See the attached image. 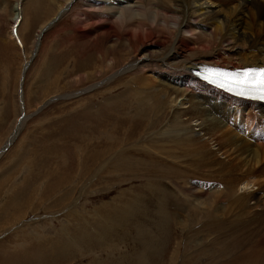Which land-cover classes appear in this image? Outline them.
I'll list each match as a JSON object with an SVG mask.
<instances>
[{
    "label": "bare ground",
    "instance_id": "obj_1",
    "mask_svg": "<svg viewBox=\"0 0 264 264\" xmlns=\"http://www.w3.org/2000/svg\"><path fill=\"white\" fill-rule=\"evenodd\" d=\"M22 1L15 0L12 26L22 17ZM80 1L77 18H84L80 23L88 26L97 18L102 25L75 31L90 48L104 47L99 57L105 65L101 71L86 75L82 71L76 80L80 83L102 73H111L112 79L115 74L138 72L136 78L126 82V95L151 99L154 107L159 106L156 119L143 127L144 133H136L134 129L139 126L128 130L132 141L114 159L129 156L130 167H125L134 175L128 178L150 180L146 187L142 185V191L152 195L146 203L157 228L165 234L170 225L182 220L180 226L187 231L189 243L180 264H264V180L256 174V168L264 165V104L227 95L193 74L205 65L233 70L264 68V0H103L111 5L104 8L94 5L97 0ZM71 2L36 3L35 9L49 16L37 39L54 18L68 12ZM205 23L211 31L208 35L197 32L198 25ZM185 41L191 45H185ZM22 44L21 48L17 43L21 50ZM22 116L14 121L5 147L18 136L25 118ZM194 121L198 122L197 130L191 125ZM172 182L185 186L177 196L167 190ZM251 187L262 191V196L251 192ZM133 196L136 205L144 203L141 195ZM14 207L18 209L19 205ZM131 216L134 222L146 225L143 213ZM142 229L137 227L141 246L126 257L127 264L160 261L162 241L155 237L152 246L144 240Z\"/></svg>",
    "mask_w": 264,
    "mask_h": 264
},
{
    "label": "rangeland",
    "instance_id": "obj_2",
    "mask_svg": "<svg viewBox=\"0 0 264 264\" xmlns=\"http://www.w3.org/2000/svg\"><path fill=\"white\" fill-rule=\"evenodd\" d=\"M22 2L17 35L23 50L12 33L16 2L0 0V264H127L126 257L141 246L137 227L143 228L144 240L152 246L155 237L162 241L157 264H180L189 243L182 220L170 225L165 234L157 228L146 203L152 195L142 191L150 180L128 178L134 175L126 168L129 156L114 159L132 141L128 130L139 126L136 133H144L143 127L156 119L159 106L154 107V100L126 95V82L138 72L76 80L82 71L86 75L105 65L99 57L104 47L90 48L75 31L102 25L97 18L88 26L80 23L84 19L77 18L80 0H72L68 12L54 18L39 40L40 27L49 16L35 9L39 0ZM94 5L111 6L103 0ZM205 15L209 19L210 14ZM197 32L210 34L209 24L198 25ZM185 45L191 43L185 41ZM18 115L25 117L22 128L5 147ZM191 125L198 129V122ZM104 164L106 169L98 174ZM256 174L264 180V165L256 168ZM181 184L168 183L167 190L177 196L185 188ZM250 191L258 192L255 187ZM138 194L143 204H135L133 195ZM135 212L143 213L146 225L131 220Z\"/></svg>",
    "mask_w": 264,
    "mask_h": 264
},
{
    "label": "snow or ice",
    "instance_id": "obj_3",
    "mask_svg": "<svg viewBox=\"0 0 264 264\" xmlns=\"http://www.w3.org/2000/svg\"><path fill=\"white\" fill-rule=\"evenodd\" d=\"M233 84L238 95H245L247 92L254 91L259 94L254 98L264 100V70L259 72L247 71L243 74V79L235 80ZM220 86L223 87L224 85L221 84Z\"/></svg>",
    "mask_w": 264,
    "mask_h": 264
},
{
    "label": "water",
    "instance_id": "obj_4",
    "mask_svg": "<svg viewBox=\"0 0 264 264\" xmlns=\"http://www.w3.org/2000/svg\"><path fill=\"white\" fill-rule=\"evenodd\" d=\"M26 70H27V66L25 67L24 69V74H23V78H22V81H21V88H20V94L22 95V84L24 83V79H25V73H26ZM21 130V129H20ZM20 132V131H19Z\"/></svg>",
    "mask_w": 264,
    "mask_h": 264
}]
</instances>
